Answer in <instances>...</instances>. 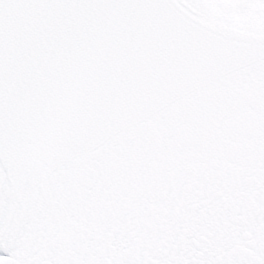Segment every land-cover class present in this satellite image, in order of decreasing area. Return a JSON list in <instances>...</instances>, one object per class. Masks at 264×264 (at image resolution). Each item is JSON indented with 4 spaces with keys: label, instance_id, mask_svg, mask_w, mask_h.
<instances>
[{
    "label": "snow or ice",
    "instance_id": "1",
    "mask_svg": "<svg viewBox=\"0 0 264 264\" xmlns=\"http://www.w3.org/2000/svg\"><path fill=\"white\" fill-rule=\"evenodd\" d=\"M0 264H264V0H0Z\"/></svg>",
    "mask_w": 264,
    "mask_h": 264
}]
</instances>
